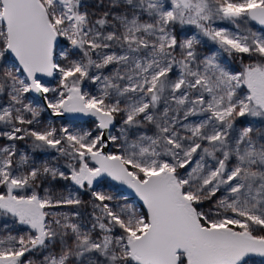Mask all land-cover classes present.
<instances>
[{"label": "snow or ice", "instance_id": "obj_1", "mask_svg": "<svg viewBox=\"0 0 264 264\" xmlns=\"http://www.w3.org/2000/svg\"><path fill=\"white\" fill-rule=\"evenodd\" d=\"M0 264H264V0H0Z\"/></svg>", "mask_w": 264, "mask_h": 264}, {"label": "water", "instance_id": "obj_2", "mask_svg": "<svg viewBox=\"0 0 264 264\" xmlns=\"http://www.w3.org/2000/svg\"><path fill=\"white\" fill-rule=\"evenodd\" d=\"M124 192H125V194L130 195L131 198L135 199L134 193H132L131 190L125 188Z\"/></svg>", "mask_w": 264, "mask_h": 264}, {"label": "rangeland", "instance_id": "obj_3", "mask_svg": "<svg viewBox=\"0 0 264 264\" xmlns=\"http://www.w3.org/2000/svg\"><path fill=\"white\" fill-rule=\"evenodd\" d=\"M53 83H54V81H53ZM47 113H45V115H44V117H42V119H46V117H47ZM109 183V181L108 180H105L104 181V185H107ZM125 195H127V194H125ZM130 199H133V198H131V196L130 195H127Z\"/></svg>", "mask_w": 264, "mask_h": 264}]
</instances>
